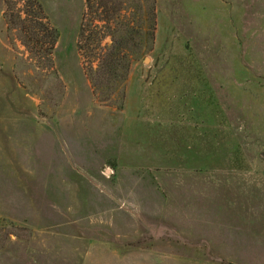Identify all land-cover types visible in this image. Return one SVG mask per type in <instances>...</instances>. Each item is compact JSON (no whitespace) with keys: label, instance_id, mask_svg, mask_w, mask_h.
Listing matches in <instances>:
<instances>
[{"label":"rangeland","instance_id":"obj_1","mask_svg":"<svg viewBox=\"0 0 264 264\" xmlns=\"http://www.w3.org/2000/svg\"><path fill=\"white\" fill-rule=\"evenodd\" d=\"M36 1L50 65L0 0V264H264V0H154L113 104L76 47L84 0Z\"/></svg>","mask_w":264,"mask_h":264},{"label":"trees","instance_id":"obj_2","mask_svg":"<svg viewBox=\"0 0 264 264\" xmlns=\"http://www.w3.org/2000/svg\"><path fill=\"white\" fill-rule=\"evenodd\" d=\"M5 21L16 29L20 42L36 57L45 55L50 65L51 55L59 35L50 26L36 0H26L23 11H17L10 0ZM154 0H84V10L78 25L77 50L87 59L86 75L93 94L102 104L123 100L124 84L130 65L147 54L154 42ZM107 38L110 42L103 45ZM122 107V104L118 106Z\"/></svg>","mask_w":264,"mask_h":264}]
</instances>
